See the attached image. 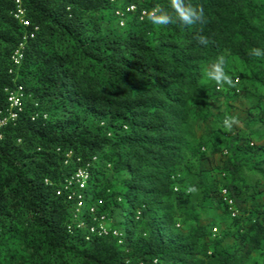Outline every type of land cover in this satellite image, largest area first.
<instances>
[{
    "label": "trees",
    "instance_id": "1",
    "mask_svg": "<svg viewBox=\"0 0 264 264\" xmlns=\"http://www.w3.org/2000/svg\"><path fill=\"white\" fill-rule=\"evenodd\" d=\"M263 118L264 0H0V264H264Z\"/></svg>",
    "mask_w": 264,
    "mask_h": 264
},
{
    "label": "clouds",
    "instance_id": "2",
    "mask_svg": "<svg viewBox=\"0 0 264 264\" xmlns=\"http://www.w3.org/2000/svg\"><path fill=\"white\" fill-rule=\"evenodd\" d=\"M134 8H130L128 11H133ZM152 15V14H151ZM146 17V13H142L141 14V18H145ZM232 62H229L228 64H231ZM247 69V67H246ZM206 72H208V77H209V85H210V88H211V93L213 94H216V95H220L222 94V91H223V87H227L228 89H231V90H235V93L238 94V95H243L244 93H242L243 89H242V78L240 77V75L236 72V69L232 71V73H224L222 74L221 71H220V68L219 67H216V66H207L205 68ZM248 70V69H247ZM222 83H224V85H222ZM13 94H18V98L20 100V95L18 92H15ZM12 95V94H11ZM11 97V96H10ZM215 101H218L219 103L221 102V106H222V109L221 110H217V112H222L223 110H225V101L221 98H217L216 100H214L212 103H211V112L212 113H217V112H214V110L212 109V107L214 106V102ZM10 108H11V113L9 115V120L10 119H15L17 117V111L16 112H13L12 110L13 109H16L15 107H12L11 106V102H10ZM12 115H16L15 118H12ZM5 120V123L8 121L7 119H3ZM262 124L264 123V118H263V121H260ZM4 123V124H5ZM223 123L228 127L227 125V122L226 121H223ZM3 124V125H4ZM2 125V126H3ZM1 126V127H2ZM219 126V123L217 122H213L211 121L210 124H209V128L211 127L212 129L213 128H217ZM0 127V128H1ZM243 131H241V137L243 136L242 134L246 133V131H244V129H242ZM251 133V132H250ZM250 133H248V135L250 136ZM202 134V129L199 130V136ZM219 137H225L224 134H220L218 135ZM243 138V137H242ZM261 144V143H260ZM263 156H264V152L261 153ZM221 164V156L219 155H210L208 154L207 155V159L204 161V168L207 170V171H212L214 167L218 166ZM244 175H245V179L246 181L248 182V184L252 187L250 189V196H256L257 197V202L259 203L260 207H261V210L264 211V200H260L259 196L261 194H264V188L263 186L260 184V175L255 173L254 171L252 170H245L244 171ZM79 177L84 180V176L82 174H79ZM220 180V179H218ZM251 181V182H250ZM253 181V182H252ZM214 201H222V204L223 205H226V207L228 208V211L230 212V216L228 218L224 217L223 214H222V210L221 209H218L217 208V205H216V210L218 211V213L223 217L225 218L226 220V223L225 225H220V224H212V223H205L202 222L204 220L203 218V215H204V212L200 218V225L202 226H211L212 227V230H211V235L212 236H215V235H218L222 232H226L229 228V223L231 222V220L236 217V215L238 214L237 211L235 210V207H234V204L231 202V200L226 196V192L225 191H222V193L220 195L215 196L214 198ZM211 203V202H209ZM209 205V204H208ZM208 208V207H207ZM206 208V209H207ZM206 211V210H205ZM214 233H217V234H213ZM229 239H233L234 241V246L235 247L238 242H237V239L236 237L232 236V237H229L227 239V241ZM227 244V242H226ZM226 244H225V247H226ZM226 248H229V247H226Z\"/></svg>",
    "mask_w": 264,
    "mask_h": 264
},
{
    "label": "rangeland",
    "instance_id": "3",
    "mask_svg": "<svg viewBox=\"0 0 264 264\" xmlns=\"http://www.w3.org/2000/svg\"><path fill=\"white\" fill-rule=\"evenodd\" d=\"M212 109L214 110V112H217V110H221L222 109L221 102L219 103L218 101H215ZM236 128L237 129H235V130H239L237 135L240 136L241 135L240 132L243 131L242 130L243 125L239 124V127H236ZM228 130H226V132ZM231 131H234V129L231 128ZM250 132H251V135L249 136L248 133H250ZM242 135H243L242 136L243 140L251 139L254 144H259V140L264 138V124H262L259 121L252 122V124L250 125V129L247 130L246 133H244ZM259 198H260V200H264V194H261L259 196ZM215 208H216V205H214L213 202L209 203L208 208L206 209V211H204V215H203L204 220L202 222H204V224L205 223H212V224H220L222 226L225 225V223H226L225 218H223ZM213 234H217V233L213 232ZM233 246H234L233 239H229L227 241L226 247L231 248Z\"/></svg>",
    "mask_w": 264,
    "mask_h": 264
},
{
    "label": "built area",
    "instance_id": "4",
    "mask_svg": "<svg viewBox=\"0 0 264 264\" xmlns=\"http://www.w3.org/2000/svg\"><path fill=\"white\" fill-rule=\"evenodd\" d=\"M17 4L19 5L20 4V0H17ZM23 12L20 10L19 11V16L22 15ZM10 102H11V106L12 107H17L19 108L20 106V100L18 98V94H12L11 97H10ZM16 115H12V118H15ZM5 123V120H0V127Z\"/></svg>",
    "mask_w": 264,
    "mask_h": 264
}]
</instances>
